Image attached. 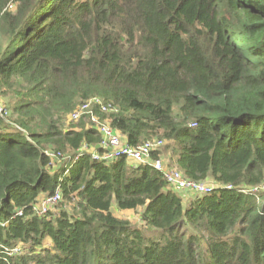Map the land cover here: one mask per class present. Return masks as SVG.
<instances>
[{
  "label": "trees",
  "instance_id": "1",
  "mask_svg": "<svg viewBox=\"0 0 264 264\" xmlns=\"http://www.w3.org/2000/svg\"><path fill=\"white\" fill-rule=\"evenodd\" d=\"M4 93L0 264H264V0H0ZM92 97L212 190L185 202L150 164L82 151L101 135L69 115ZM58 188L76 205L38 214Z\"/></svg>",
  "mask_w": 264,
  "mask_h": 264
},
{
  "label": "built area",
  "instance_id": "2",
  "mask_svg": "<svg viewBox=\"0 0 264 264\" xmlns=\"http://www.w3.org/2000/svg\"><path fill=\"white\" fill-rule=\"evenodd\" d=\"M97 108H99L100 112H97ZM111 111L117 112L118 109L112 104H105L99 97H92L80 104L69 115L71 121H78L88 116L92 125L101 135L99 148L83 146L81 149L82 151H86L90 153L94 159L102 161H113L118 158H126L135 164H150L155 169L163 172L168 185L177 192H180L185 202H188L190 199L189 197L194 194L208 193L212 190V186L207 182L190 180L178 169H167L161 158L153 160L152 153L161 149L165 144L163 139L149 140L138 146L129 145L119 131L114 129L107 120L101 118L102 113ZM195 125L196 124H192V126ZM50 155L53 158L63 157L62 153H50ZM61 201L62 192L58 188L54 193L44 196L36 206L35 211L38 214L44 215L48 213L52 207L61 203Z\"/></svg>",
  "mask_w": 264,
  "mask_h": 264
},
{
  "label": "rangeland",
  "instance_id": "3",
  "mask_svg": "<svg viewBox=\"0 0 264 264\" xmlns=\"http://www.w3.org/2000/svg\"><path fill=\"white\" fill-rule=\"evenodd\" d=\"M11 8L14 7V3L11 4ZM200 40L204 43V45L206 46H209L210 44V39H209V33L207 31V29H205L204 27H202L200 29ZM6 93H4L5 95ZM12 96V94H8V95H5V96H2L1 97V100H0V110L2 111V109L4 107H6V105L9 107L10 106V100H9V97ZM11 107V106H10ZM11 112V110L9 111V113ZM17 117V116H16ZM71 121V120H69ZM79 121V120H78ZM66 124L68 125V120L65 121ZM76 122V121H75ZM79 123V122H77ZM69 126V125H68ZM66 158H69V153H66L65 156L62 158V159H66ZM163 161L164 158H162ZM167 160V159H166ZM63 162L61 161L60 164L58 166H55V168H60L62 167V164ZM164 163H167L166 161ZM191 198V196L189 197ZM76 205V202H69L68 200L64 199L61 203H59L58 205L54 206L51 208V212L54 213V214H57L60 209H65V210H69L71 211L72 210V207H74ZM113 211L121 218L125 219V220H129L131 221V223L134 225V226H137L139 227L143 232L147 233L148 235H151L153 234V231L154 230H151V229H148V227H146L145 224H143V222L141 221L140 219V215H139V211H136V212H133V211H116L115 209H113ZM48 244V243H47Z\"/></svg>",
  "mask_w": 264,
  "mask_h": 264
}]
</instances>
